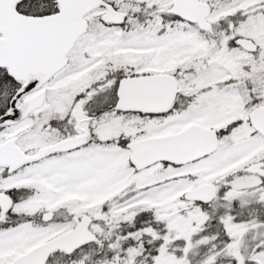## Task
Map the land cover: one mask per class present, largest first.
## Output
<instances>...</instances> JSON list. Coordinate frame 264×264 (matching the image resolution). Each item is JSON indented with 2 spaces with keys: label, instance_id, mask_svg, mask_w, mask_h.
Wrapping results in <instances>:
<instances>
[{
  "label": "snow or ice",
  "instance_id": "snow-or-ice-1",
  "mask_svg": "<svg viewBox=\"0 0 264 264\" xmlns=\"http://www.w3.org/2000/svg\"><path fill=\"white\" fill-rule=\"evenodd\" d=\"M0 264H264V0H0Z\"/></svg>",
  "mask_w": 264,
  "mask_h": 264
}]
</instances>
